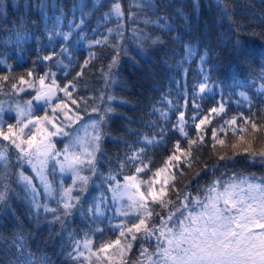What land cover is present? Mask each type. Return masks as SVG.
Returning a JSON list of instances; mask_svg holds the SVG:
<instances>
[{"label": "trees", "instance_id": "trees-1", "mask_svg": "<svg viewBox=\"0 0 264 264\" xmlns=\"http://www.w3.org/2000/svg\"><path fill=\"white\" fill-rule=\"evenodd\" d=\"M116 5L120 15L114 10ZM95 40L103 42L92 43ZM62 46L67 51L62 52ZM53 53L58 55L43 59ZM114 57L116 62L109 69ZM86 60L89 63L82 69ZM29 70L33 77L27 76ZM49 71L56 75L46 83L55 78L63 86L75 78L73 95L91 98L88 112H81L84 120H99L105 114L95 152L96 172H84L89 181L74 190L73 196L80 199L69 215H62L59 199H46L41 191L36 200L42 206L37 208L20 176L22 172L32 177L29 168L17 160L18 151L0 138V149L7 146L9 157V167L0 162V191L6 193L0 201V264H121L119 256L111 261H98L92 254L78 256L81 248L77 244L90 241L92 252H97L101 244L117 238L116 225L127 218L115 214L109 186L117 181L122 184L124 176L134 172L130 164L121 168L120 162L145 147L143 137L151 138L162 130L163 142L146 146L144 160L151 159L152 171L163 166L177 140L186 149L187 140L173 128L181 111L189 137L195 138L194 113L208 115L221 102L225 107L220 115L209 117L211 123L202 133L204 143L194 149L199 159L191 167L182 165L183 175L177 173L173 181L177 189L194 197L224 178L264 182V161L229 148L239 137L248 139L255 151L264 148V0H101L98 4L93 0H0V77H8L0 80V121L5 131L6 124L16 123L17 103L31 100L33 116L52 115L51 107L33 100L34 89L18 84L21 75L32 81ZM81 71L83 75L77 77ZM202 82L207 88L199 93ZM13 83L25 91L14 92ZM194 92L199 93L195 100ZM57 95L66 100L62 92ZM101 95L103 100L98 99ZM109 96L114 99L108 100ZM93 104L99 112H91ZM109 106L113 110L105 113ZM249 116L258 123L259 131L251 133L248 125L246 134L234 135L231 128L238 130L243 126L242 117ZM233 117L236 125L225 124ZM221 127L225 131H219ZM212 128L218 129L217 138L224 145L213 140ZM220 155L231 159L219 160ZM197 172L200 175L192 179ZM150 175L151 171L139 177ZM112 176L116 179L110 180ZM169 198L176 200V193L170 192ZM44 204L59 211L46 212ZM97 205L103 215H96ZM54 215L61 220L56 221ZM150 242H132L126 253L129 264L137 260L140 244L151 253ZM106 255L111 256L112 250Z\"/></svg>", "mask_w": 264, "mask_h": 264}, {"label": "snow or ice", "instance_id": "snow-or-ice-1", "mask_svg": "<svg viewBox=\"0 0 264 264\" xmlns=\"http://www.w3.org/2000/svg\"><path fill=\"white\" fill-rule=\"evenodd\" d=\"M114 10L117 15H120L119 5H116ZM64 39L67 40L68 36L65 35ZM106 39L105 37V41ZM102 42L95 40L92 43L100 44ZM61 50L62 52L67 51L63 46ZM56 55L58 54L53 53L43 59L51 60ZM115 62L116 58L114 57L109 69ZM88 63L89 61L86 60L81 68L86 67ZM55 75L49 71L32 81L26 80L24 75L18 78L19 85H27L35 90L36 94L33 100L43 101L51 107L52 115L45 112L43 116H33V104L31 100H28L23 105L19 103L15 105L16 123L6 124L7 131H5L3 122L0 121V138L8 141L18 151V161H24L32 167L36 174L35 178L40 180L44 188L45 197L51 198H55L56 189L52 187V183L45 174L48 161L55 160L63 154V161H56L61 172H70L74 183L80 181L86 185L89 177L81 175L80 172L85 167L93 173L96 172L95 152L99 150V141L102 135L100 124L105 120V114H100L99 120L90 118L89 122L84 124L85 135L90 137L88 147H85L81 137L78 135L73 137L72 132L67 129H71L73 125H78L84 120L81 112H88V100L91 98L73 95L76 91L75 78L63 86L59 85L55 78L51 79L50 84L46 83L50 76L55 77ZM82 75V71L77 72V77ZM27 76L33 77V71L29 70ZM109 76L110 72L105 74L106 79ZM7 79L6 76L0 77V80ZM37 83L39 88L36 87ZM196 87L197 85L194 84L193 88ZM11 88L14 92L25 91V88L18 87L17 83H13ZM206 88V83L198 84L199 93H204ZM0 91H3L2 87H0ZM57 92H62L70 104L60 97H57V103L52 104L51 100ZM199 93H193V100ZM98 99L103 100V95ZM112 99H114L112 96L108 97V100ZM185 101L187 105L186 97ZM82 104L83 108H81ZM169 104H171L170 101ZM195 107L198 109L199 105H195ZM9 110L11 111L12 108L10 107ZM58 110L59 115H57ZM112 110L109 106L105 108L104 112L108 113ZM2 111L3 108L0 107V112ZM224 111L225 107L221 102L218 107H212L208 115L201 116L199 112L194 113L192 120L197 133L195 138L189 137L185 113L179 112L178 121L173 125V128L187 140L188 147L182 148V142L177 140L173 145L172 152L163 162V166L155 171L150 168L151 159L149 158L145 162L144 156L147 145L158 146L163 142L165 139L163 130L151 138L143 137L145 147L137 148L120 162L121 168L130 164L134 168V172L124 176L123 184L117 181L115 186L110 185L109 190L113 193L114 204L127 201L116 208V214L127 219L116 225L119 235L115 240L101 244L97 252H92L89 248L91 254L96 256L98 261L101 260L100 254L108 253L111 249L112 255H106L104 259L111 261L119 256L121 264H129L126 253L131 251L132 242L154 237L157 242L155 250L149 253L148 249L141 244L139 256L133 264H145V259L147 264H264V182L256 183L241 179L239 183L221 184L219 181H214L208 186L203 197L199 194L192 197L177 189L173 183L177 173L183 175L184 167H191L192 161L199 159L198 155L194 156V149L204 143L202 133L204 127L211 123L209 117L218 116ZM91 112H99V108L93 104ZM60 115L63 116V120H60ZM161 115L165 116L166 113L161 112ZM22 117L24 119H21ZM242 119L243 126H240L238 130L235 127L231 128L234 135L246 134L248 125H250L251 133L255 134L259 131V125L253 117H242ZM225 124L230 127L236 125L237 118L226 120ZM88 128L92 129L91 133L87 132ZM217 131V128H212V138L216 143L224 145L225 141L217 138ZM219 131L223 132L225 129L221 127ZM56 136L69 138L65 148L60 151L56 150L52 141V137ZM255 138L254 135L253 139ZM231 147L235 150L237 145L234 143ZM213 148H215V144ZM244 152L250 157H258L264 161V148L255 151L251 142ZM226 159H231V157L219 156V160ZM0 162H3L5 168L9 167L7 146L0 149ZM149 171H151V175L147 179L139 177L140 173ZM199 175L200 173L197 172L192 179H196ZM20 176L26 184V190L33 194V204L40 208L42 205L36 200L40 193L37 185L33 183L34 178L25 176L22 172ZM109 179L115 180L116 177L112 176ZM157 184H159V188L156 187ZM70 192L71 188L63 189L58 201L63 207L62 215L64 216L69 215L74 207L70 202L72 199L69 196ZM170 192L176 193V200L169 198ZM5 194L0 191V201L5 199ZM65 197L68 199L66 200ZM75 199L79 201L80 198L77 196ZM157 206L160 211H157ZM43 208L46 212L54 214L59 211V209L49 208L47 204H44ZM95 213L103 215L99 205L96 206ZM54 219L60 221L61 216L54 215ZM89 244L90 241H85L84 246L88 248ZM77 255L82 256L83 252H78ZM69 256H72V253H69ZM75 258L73 257V259Z\"/></svg>", "mask_w": 264, "mask_h": 264}, {"label": "rangeland", "instance_id": "rangeland-1", "mask_svg": "<svg viewBox=\"0 0 264 264\" xmlns=\"http://www.w3.org/2000/svg\"><path fill=\"white\" fill-rule=\"evenodd\" d=\"M101 0H93V2L94 3H96V4H98L99 2H100ZM263 87V86H262ZM257 89H259V88H257ZM257 89H256V91H257ZM263 90H264V88H263ZM58 95L56 94V96H54L53 98H52V100H54L55 102H57L56 101V97H57ZM51 100V101H52ZM36 102V104H39V105H44L45 103L43 102V101H40V102H37V101H35ZM54 102V103H55ZM51 114H52V111H51ZM35 116H37V115H35ZM63 117V116H62ZM21 119H24V117H22ZM89 122V120L88 121H86V120H83L80 124H78V125H73V127L71 128V129H67L68 131H70V132H72V134H73V137H75V136H79V137H81V139H82V142L84 143V145H85V147H88L89 146V144H90V137L89 136H86L85 135V131H84V128H83V126H84V124H87ZM50 127V126H49ZM87 132L88 133H91L92 132V129L91 128H88L87 129ZM244 141V142H241V141ZM248 139H246V138H243V137H239V138H237L236 140H235V144L237 145V148L234 150V151H244V149L246 148V147H248L249 145H248V143L246 142ZM52 141H53V143H54V145H55V148H56V150L57 151H60V150H62V149H64L65 148V146H66V144L69 142V138L68 137H63V136H56V137H52ZM233 143V144H234ZM231 145H232V143L230 142L229 143V148H232L231 147ZM233 149V148H232ZM63 159H64V156H63V154L62 155H60L59 157H57L55 160H52V159H50L49 161H48V165H47V167H46V169H45V174L47 175V178H48V180L52 183V187L54 188V189H56V192L58 191V197H56L55 196V198H54V200H57V199H59L60 200V197H61V194H62V192H63V189H65V188H71V192L69 193V196L72 198L71 200H70V202L72 203V204H74L77 200L75 199V197L73 196V192H74V190L77 188V186H80V185H83V186H85L84 184H82L80 181H76L75 183L73 182V179H72V174L70 173V172H65V173H62L61 172V170H60V166H59V164H57V160H60V161H63ZM24 162V161H23ZM25 163V165L29 168V171H30V174H31V176L35 179V185H37V187H38V191H41L43 194H44V188H43V186L41 185V183H40V180L38 179V178H35L36 177V174H35V172L33 171V169H32V167L28 164V163H26V162H24ZM89 169L87 168V167H85V168H83L82 170H81V172H80V174L81 175H84V172L86 173L87 171H88ZM52 179H53V181L55 182H57L56 183V185L52 182ZM241 179H246V180H249V181H254V182H256V183H261V182H263V180H261V179H258V178H248V177H241V178H238V177H236V178H232V179H230V178H224V179H222V180H218L221 184H224V183H233V182H236V183H239V181L241 180ZM124 183V182H123ZM122 183V184H123ZM116 185V184H115ZM114 185V186H115ZM219 190H222V189H219ZM206 192V191H205ZM110 193H111V196L113 197V193L110 191ZM205 194V193H204ZM204 194L201 196V197H203L204 196ZM44 198H46V199H49V198H51V197H45V195H44ZM65 199L67 200L68 198L67 197H65ZM113 200V199H112ZM127 201L126 200H124V201H121L120 202V204H123V203H126ZM120 204H114V205H116L114 208H115V211H116V208L117 207H119L120 206ZM61 205V204H60ZM62 206V205H61ZM116 214V213H115ZM117 215V214H116ZM119 216V218L121 217V218H126V217H124V216H120V215H117V217ZM149 240L151 241L150 242V244H151V248H152V250H151V252L152 251H154L155 250V247H156V240H155V238L153 237V238H149ZM106 243V242H105ZM85 242H83V243H79V244H77V247H80L81 249H80V252H83V255L84 256H89L90 254H91V252L89 251V248L93 251V249H92V245H91V243L89 244V246H88V248H86L85 246ZM140 246H141V244L139 245V248H138V250H140ZM146 248V247H145ZM140 253V252H139ZM106 254L107 253H102V254H100L101 255V259H104V256H106ZM137 257L139 256L138 254L136 255ZM145 264H147V260L145 259Z\"/></svg>", "mask_w": 264, "mask_h": 264}]
</instances>
